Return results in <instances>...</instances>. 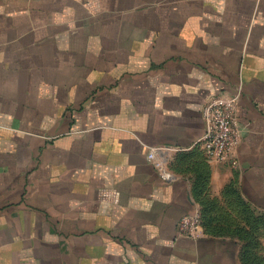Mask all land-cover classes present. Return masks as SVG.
Listing matches in <instances>:
<instances>
[{
    "label": "crops",
    "instance_id": "obj_1",
    "mask_svg": "<svg viewBox=\"0 0 264 264\" xmlns=\"http://www.w3.org/2000/svg\"><path fill=\"white\" fill-rule=\"evenodd\" d=\"M237 93L241 143L209 161L203 104ZM245 204L264 216V0H0V264H247L221 224Z\"/></svg>",
    "mask_w": 264,
    "mask_h": 264
},
{
    "label": "built area",
    "instance_id": "obj_2",
    "mask_svg": "<svg viewBox=\"0 0 264 264\" xmlns=\"http://www.w3.org/2000/svg\"><path fill=\"white\" fill-rule=\"evenodd\" d=\"M238 98V93L232 96L218 94L208 98L203 104L201 113L204 133L199 143L209 161L226 162L241 143L243 127L237 118ZM147 159L153 163L163 180L173 179L163 158H157L154 152H149ZM200 232L201 219L197 214L184 216L177 224L179 236L196 238Z\"/></svg>",
    "mask_w": 264,
    "mask_h": 264
},
{
    "label": "rangeland",
    "instance_id": "obj_3",
    "mask_svg": "<svg viewBox=\"0 0 264 264\" xmlns=\"http://www.w3.org/2000/svg\"><path fill=\"white\" fill-rule=\"evenodd\" d=\"M241 216L235 219L222 218V225H243L241 239L245 242L244 259L247 264H264V216L256 215L244 205Z\"/></svg>",
    "mask_w": 264,
    "mask_h": 264
}]
</instances>
